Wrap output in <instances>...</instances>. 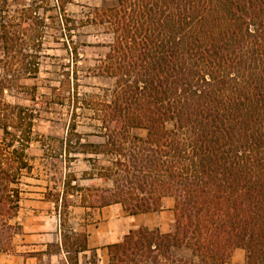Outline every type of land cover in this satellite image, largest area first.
<instances>
[{"label":"trees","instance_id":"1","mask_svg":"<svg viewBox=\"0 0 264 264\" xmlns=\"http://www.w3.org/2000/svg\"><path fill=\"white\" fill-rule=\"evenodd\" d=\"M103 1L90 22L104 27V40L81 44L105 49L87 75L112 84L86 102L103 141L75 134L68 143L111 157L97 175L112 185L94 188L88 203H121L135 214L175 199L170 231L130 232L110 247L112 263L187 247L223 264L241 247L245 264H264V0ZM13 27L0 7V64L16 48ZM9 107L21 118L22 106ZM6 117L0 109V129L14 139ZM17 173L0 160V252L18 230Z\"/></svg>","mask_w":264,"mask_h":264},{"label":"rangeland","instance_id":"2","mask_svg":"<svg viewBox=\"0 0 264 264\" xmlns=\"http://www.w3.org/2000/svg\"><path fill=\"white\" fill-rule=\"evenodd\" d=\"M103 4V0H0L1 14L14 25L18 37L16 48L3 53L0 64V80L4 85L0 109L8 113L5 119L11 124L8 132L14 135L12 139L0 129V138L3 136L0 160L4 165L15 168L16 160L12 156L9 159L8 152L18 150L14 157H20L21 149L29 141L37 146L34 152L37 158L41 156L40 146H50V167L56 182L62 177L99 178L98 167L109 164L111 157L107 155L74 151L68 145L76 138L75 134H81V142L100 143L91 136L97 132L99 121L92 118L94 110L86 102L97 101V96L103 94L101 86L111 85L112 80L87 75V68L96 64L105 49L81 44L104 40V27L90 22L95 8ZM35 68H38L36 75L26 72ZM72 71L77 75L74 83ZM65 72H70L68 78ZM15 105L24 108L21 118L9 113V106ZM72 123L75 128L71 130ZM132 132L145 135L146 131ZM89 157L94 161H88ZM84 161L89 165L87 170ZM148 256L153 254L146 251L137 260Z\"/></svg>","mask_w":264,"mask_h":264},{"label":"crops","instance_id":"3","mask_svg":"<svg viewBox=\"0 0 264 264\" xmlns=\"http://www.w3.org/2000/svg\"><path fill=\"white\" fill-rule=\"evenodd\" d=\"M91 136L93 141H103L100 136ZM36 147L29 141L20 157H14L18 150L8 152L18 170V208L11 221L18 230L10 247L0 252V264H113L110 247L130 232L139 228L156 229L160 234L170 231L174 197H163L161 207L154 211L135 214L121 203L93 206L88 200L94 197V188L109 187L112 182L86 176L62 177L56 182L50 167V146L39 147L40 158L34 155ZM84 162L87 170L89 165ZM149 253L153 256L136 264H212L211 259L195 256L187 247H171L167 252L153 248ZM245 261V249L235 247L223 264Z\"/></svg>","mask_w":264,"mask_h":264}]
</instances>
